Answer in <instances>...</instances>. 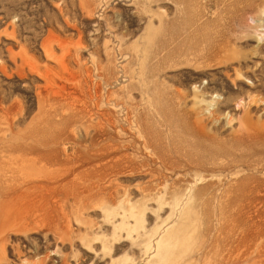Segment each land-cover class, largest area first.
Listing matches in <instances>:
<instances>
[{"label": "rangeland", "instance_id": "rangeland-1", "mask_svg": "<svg viewBox=\"0 0 264 264\" xmlns=\"http://www.w3.org/2000/svg\"><path fill=\"white\" fill-rule=\"evenodd\" d=\"M0 264H264V0H0Z\"/></svg>", "mask_w": 264, "mask_h": 264}]
</instances>
